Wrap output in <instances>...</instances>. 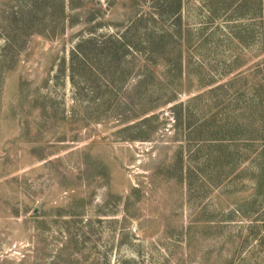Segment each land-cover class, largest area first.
<instances>
[{"label": "rangeland", "instance_id": "obj_1", "mask_svg": "<svg viewBox=\"0 0 264 264\" xmlns=\"http://www.w3.org/2000/svg\"><path fill=\"white\" fill-rule=\"evenodd\" d=\"M36 8L0 21V264H264V0Z\"/></svg>", "mask_w": 264, "mask_h": 264}, {"label": "trees", "instance_id": "obj_2", "mask_svg": "<svg viewBox=\"0 0 264 264\" xmlns=\"http://www.w3.org/2000/svg\"><path fill=\"white\" fill-rule=\"evenodd\" d=\"M16 2L18 3V5L11 6L9 11L7 10L0 11V21L2 22V24H4L6 32L9 31V33L17 32V30L22 28L18 15L23 16L22 12L25 11L24 9H27L28 12H32V13L37 12L36 5L39 3V0H34V3L25 2V5L23 4L22 1L18 2L17 0ZM63 6H64L63 2L59 1V7H60L61 12L63 11ZM9 36L11 37V35L7 36V41H6V45H4L3 47L4 49L3 52H7V49L13 46V45H10L12 44V39ZM115 42H119L118 39H115ZM89 46L94 50H101V49L103 50L106 48V45H89ZM79 48L82 50V45H80ZM107 49L108 51L113 50L110 48V46ZM114 52H117V51H114Z\"/></svg>", "mask_w": 264, "mask_h": 264}]
</instances>
